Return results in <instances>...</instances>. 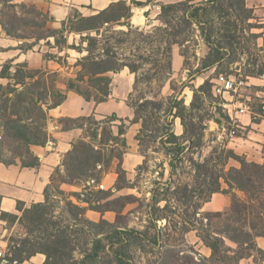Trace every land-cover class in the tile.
Wrapping results in <instances>:
<instances>
[{"label":"trees","instance_id":"1","mask_svg":"<svg viewBox=\"0 0 264 264\" xmlns=\"http://www.w3.org/2000/svg\"><path fill=\"white\" fill-rule=\"evenodd\" d=\"M189 1V0H188ZM151 0L135 1L126 3L123 0L110 3L105 9L94 14L83 15L75 11L71 17L62 21L59 28H51L48 22L50 16L37 8L34 4L27 5L15 0H0V26L6 35L16 40L33 39L31 42L22 41L19 49L25 52L31 49L40 40L53 39L52 46L61 49L67 44L68 34H78L82 40L87 41L86 55L77 61L79 67L76 75L67 80L65 88L73 90L86 100L101 102L109 94L111 78L110 72H116L124 66H128L132 72L136 67L127 65L119 57L113 47L95 46L102 38L104 31L112 28L114 24L130 26V10L132 6H145ZM160 19L169 25L167 19L161 15H169L171 11L180 10L179 27L172 32L173 36H181L179 41L173 39L174 43L182 44L187 40L186 31L195 24L201 32L205 44L209 50L202 59L201 68L216 66L221 60L235 54V44L240 43L243 30L248 26L247 21L252 18V9L246 6L245 0H201L188 4L187 2L160 3ZM21 12L24 15H17ZM247 24V25H246ZM250 26V25H249ZM30 29L25 31L26 28ZM253 37H263L264 34H252ZM25 42L24 45H22ZM45 58V55H44ZM233 62V59H231ZM170 64V61H169ZM48 74V77L46 75ZM264 75V69L259 72ZM55 71H44L28 67L27 63H18L14 71H9L7 65L0 72V77L5 78V84L0 83V162L9 165L17 160L24 167H35L39 164V158L31 150L32 145H44L48 140L46 130L47 110L60 105L66 98V91L59 90L55 84ZM28 79V80H27ZM211 84L205 81L196 89H193L192 100L187 105L182 98L169 96V111L173 118H179L183 128L182 135H177L170 129L172 121L165 123L168 131L163 133L166 144V153L170 159L181 161L179 154L184 147L185 137L191 141L198 137L195 146L201 144V138L205 129L204 121L195 113L211 99ZM148 105L149 116L152 110L163 111L166 116L164 103L160 100L145 99L134 109V117L128 122L142 120V128L146 127V113L143 111ZM218 109V110H217ZM220 113V109L216 107ZM259 114V117L253 115ZM251 119L258 122L264 116L263 105L258 109H251ZM228 121V117L225 118ZM62 129L73 127L84 129L85 122H94L90 117H63L58 120ZM113 121L115 124L114 130ZM107 126L99 129H86V138H77L71 142L70 149L64 154L61 165L55 168L59 181L69 183L87 179L98 180L101 167L98 165L110 163L116 160L117 178L114 188L121 189L126 186L123 167V155L127 147L124 134L126 133V120L117 117L114 113L104 119ZM146 125V126H145ZM162 138V135L160 136ZM96 140V141H95ZM106 145L109 147L105 148ZM109 150V154H106ZM176 156V157H175ZM229 158L238 162L239 166L225 168ZM194 168L201 176L202 189L206 196L202 201H207L213 193L228 194L230 189L240 191L241 196L235 192L230 195L229 208L223 212H207L211 217L224 219V227L216 233H208L201 236L203 242L210 248L211 255L208 258L213 264H238L240 259L250 256L254 252L255 258L264 264V250L259 248L255 242L256 237L264 238V162L257 163L248 161L245 156L236 154L232 149H227L224 159L213 162L211 157H206L203 162L192 161ZM170 164H173L171 161ZM62 171V173H61ZM61 174V175H60ZM53 180L52 176L50 182ZM228 186L222 188V181ZM44 189V201L32 203L23 208L18 202L17 210L20 214L1 211L0 218L5 221L17 220L26 230V237L19 242L9 245L8 249L12 256L10 260L18 262L28 259L37 252L45 255L42 264H134L131 254L133 246H141L143 239L151 245L160 243V230L156 229L152 235L147 230L118 225L101 218L93 221L85 217H79L76 209H68L71 222H62L54 219L52 210L48 206V187ZM56 192L61 193L57 186ZM186 194V191H184ZM111 196V191H96L91 197L82 198L88 204L90 210L103 213L114 211L119 220L120 212L109 206V203H101L100 199ZM115 200V199H114ZM124 205V203H122ZM121 205V206H122ZM165 207V205H164ZM162 208L152 209L151 220L167 219ZM200 207V204H197ZM168 212L174 213L172 210ZM156 222L150 226L153 227ZM148 227V228H150ZM156 228V226H155ZM81 235V239L79 237ZM225 239L233 242L237 250L234 262L225 255L230 248L225 245ZM161 246V245H160ZM171 249H166L158 264H171L174 256ZM170 253V254H169Z\"/></svg>","mask_w":264,"mask_h":264},{"label":"rangeland","instance_id":"2","mask_svg":"<svg viewBox=\"0 0 264 264\" xmlns=\"http://www.w3.org/2000/svg\"><path fill=\"white\" fill-rule=\"evenodd\" d=\"M15 1L31 5L29 0ZM199 1L201 0H158L154 3L151 0V7L147 10L145 6L136 5V11L146 17L145 24L141 26L132 22H130V26L114 24L111 29L104 31L102 38L95 45L113 47L124 63L136 67V71L132 72L128 66H124L120 69L121 71L108 74L111 83L109 94L105 100L114 98L119 104L118 111H112L110 104H103L100 107V113L91 110L85 117L94 119L96 123L85 122L86 125L81 132L82 136L78 138H86V129H99L98 131H100L102 126H107L104 119L113 113L117 117L125 119L127 126L124 137L127 147L123 155V167L126 170V186L121 189L114 188L117 174L116 160H112L109 164L103 163L101 166H97V168L101 167V174L99 179L94 182L87 179L71 184H60L58 174L53 171V180H51L47 191L48 206L52 210L53 218L62 222L73 223L68 211L70 202L72 203L71 209L80 212L78 213L79 217L93 221L104 218L118 225L147 230L149 235L159 229L160 243L158 245H151L146 239H143L141 246L136 245L131 248L134 264H158L166 249H171L170 253L174 256L171 259V264H213V261L208 259L211 250L200 235L218 234L217 231L224 227V219L211 217L206 213L227 210L230 204L229 196L233 192L238 196L241 194L236 189H230L231 192L224 194L223 197V193L212 194L207 201H202V197L206 196V191L201 193L205 186L201 185L202 177L199 176L192 161L203 162L208 156L213 162L220 163L224 159L227 149H233L230 142L237 141L239 136L248 131V127L244 126L248 119L246 114H249V118H251V109L256 110L260 105H263L264 111V84L250 79V77L264 76L259 74L264 69V40L263 37L255 38L252 35L253 33L264 34V11L254 12L252 9V18L247 21L248 26L242 31L243 36L239 40L240 43L235 44V54L221 60L216 66L203 69L201 68L202 59L209 48L198 27L192 24L186 31L187 40L182 44L174 43L173 39L179 41L181 37L173 36L172 32L179 27V17L182 15V11H171L169 15L162 13L161 18L167 19L169 25L161 21L159 14L161 13L160 3L187 2L190 5ZM153 5L156 6L153 7ZM16 14L29 16L21 12H16ZM133 14L130 10V15ZM29 29L27 27L25 31ZM0 32H4L1 26ZM66 36L67 44L61 49L52 46L54 44L52 38L40 40L25 52L18 48L20 43L22 41L29 43L33 39L20 40L15 46L5 48L0 46V72L7 65L9 71L12 72L18 63H24L22 54L25 55L27 52L29 55H31L30 52L42 53L43 58L45 55L44 59H46L47 65H51V68L28 67L50 72L54 71L50 70L53 66L62 68L55 70V84L59 90H65L66 94L68 91H73L66 89L65 85L68 79L76 75L79 69L76 65L77 61L86 55L85 48L88 42L82 40L78 34L71 33ZM24 44L25 42L22 45ZM17 54H20L22 58L16 60ZM33 57L34 55H31V58ZM220 76L231 80L232 88L229 91L217 92L216 89L220 86ZM205 81L211 84L210 102H206L201 109L195 110L205 125L201 144L194 145L197 143V136L193 137L191 141H187V137H185L184 147L179 154L181 161L178 162L177 158L171 160L170 155L166 153V144L163 143L166 137L163 136V133L169 129L166 128L165 123L172 121L173 125L170 126V129L178 135L183 130L181 131L180 126L178 127L175 122L180 120L173 118L170 114L169 96L182 98L186 103H189L192 100L193 89ZM5 82L6 79L0 77V83L5 84ZM145 99L162 101L166 116L162 117L163 111L158 112L154 109L152 116H149L148 113L151 109L149 106L151 105H148L143 110L147 117L145 118L147 128H142L141 119L136 122L137 124H134L128 122L130 119L123 117L122 114L125 113L126 107L134 113L136 106ZM94 103L99 102L94 101ZM71 107H73V102H70L68 108ZM216 107L220 109V113L216 111ZM47 115L46 130L49 140V138L53 139L51 133L58 123V118H52L49 109ZM253 115L259 117L257 112ZM226 117H228V121L225 119ZM112 123H114L113 129L115 130V124L119 122L113 121ZM105 148L109 147L106 145ZM106 154H109V150H106ZM171 161L173 164H170ZM234 162H236L234 159L229 158L225 168L232 166L231 164ZM221 181L222 188L227 189L228 186L223 180ZM99 183L103 184V188L97 186ZM57 186L62 191L59 194L55 190ZM99 190L111 191V196L103 200L100 199V202L109 203V206L121 211L119 220L116 219V212H91L88 210V204L82 201V198L91 197ZM197 204H200L199 208ZM206 205H211L212 208H206ZM162 207L166 209L162 212L165 213L167 219L151 220L152 209ZM167 210H172L174 213ZM153 222L154 224L156 222V228L155 226L150 227ZM3 228L0 241L5 242L6 248L12 244L16 245L20 239L27 236L25 228L17 220L5 221ZM79 237L81 239V235ZM258 239L261 242L259 248L264 250L261 238ZM225 245L230 248L225 252V255L234 262L237 254L233 250L238 249L236 244L225 239ZM255 255L252 252L250 256L244 258L251 257L258 264L262 262L256 259ZM218 264L222 263L218 262Z\"/></svg>","mask_w":264,"mask_h":264},{"label":"crops","instance_id":"3","mask_svg":"<svg viewBox=\"0 0 264 264\" xmlns=\"http://www.w3.org/2000/svg\"><path fill=\"white\" fill-rule=\"evenodd\" d=\"M116 1L118 0H29L31 4H34L37 8H39L43 12H46L50 16L51 20L48 22V26L51 28H59L62 21L67 20L68 17H70L75 11H79L83 15H90L102 9H105L110 3ZM123 1H125L126 3H130L131 0ZM135 1L145 2L146 0ZM157 1L158 0H153L154 3H156ZM245 2L248 8L254 9V12L258 10L264 11V0H245ZM151 4L152 3L149 2L147 5H145L146 10L147 8L151 7ZM155 6L156 5H153V7ZM131 9L134 10V14L136 12H139L136 11L137 8H135V6L131 5ZM139 16L141 17V22L135 25L141 26L146 23V17L144 16V14H140V12ZM131 17L130 22H132ZM18 41L19 40L11 38L10 36L8 37L4 32H0V46L4 48L15 46ZM30 53L31 55H34L33 58H31V55H29V53L27 52V54L25 55L22 54L23 58L20 57V54H17L18 56L16 60L22 58V60L26 62L28 66L39 68L48 67V69L51 68V65H47L46 59L43 58L42 53ZM60 69L62 68L53 66V68L50 70L55 71ZM250 79L256 82H262L264 84V76L250 77ZM70 102H73V107L69 109L68 107L70 106ZM189 103L185 102V104L187 105ZM103 104H110V109L112 111H118L119 104L115 101L114 98H109L103 102L101 101L96 104L94 103V101L86 100L81 95H78L73 91H68L64 101L57 107L49 109V114L52 118L58 119L63 117L76 118L88 115L91 110H96L97 113H100V107ZM133 114L134 113H132L131 109L126 107L125 113H123L122 116L132 120V117H134ZM246 115L248 116V119H246L244 126L248 127V131L245 132V134H243L242 136H239L237 141L230 142L231 148H233L232 150L235 153L245 156L248 161L263 163L264 118H261L258 122H253L252 119L249 118V114ZM175 122L177 123L178 127L180 126L179 128L182 131L183 128L180 124V121L176 120ZM134 124L137 123L134 122ZM82 130L83 129L77 127L64 130L62 129V124L58 121L57 125L54 127L51 133L53 139L49 138V140H47L44 145L31 146V150L39 158V164L35 167H24L18 160L15 163L9 165H5L0 162V213L1 211H4L8 213L20 214V212L17 210L18 202L22 205L23 208H25L29 207L32 203L44 201V189L50 182L53 171L55 170V168L61 165L64 154L70 149L71 142L74 139L82 136ZM231 165L235 167L239 166L238 162H234ZM218 193L220 194V192L213 194ZM223 195L224 194H222V197ZM206 206V208H212L211 205ZM88 210L90 209L88 208ZM90 211L96 212L93 210ZM4 224L5 220H2L0 218V237L2 236L1 231ZM258 238H261L264 245V238L256 237L255 242L258 247L261 245V242ZM44 260L45 255L37 252L28 259H25L21 262L19 261L18 264H42ZM238 264L258 263L253 261L251 257H248L240 259Z\"/></svg>","mask_w":264,"mask_h":264},{"label":"built area","instance_id":"4","mask_svg":"<svg viewBox=\"0 0 264 264\" xmlns=\"http://www.w3.org/2000/svg\"><path fill=\"white\" fill-rule=\"evenodd\" d=\"M132 12H134L133 9H131ZM220 86L217 87V92H227L232 88V82L230 79L225 78L224 76H220ZM231 119L233 120L232 116ZM234 132V131H232ZM92 182H94L93 179H91ZM99 188H103V184L99 183L97 185ZM5 242L0 241V264H18V261L13 259L10 260L12 254L9 252V249L5 247Z\"/></svg>","mask_w":264,"mask_h":264},{"label":"bare ground","instance_id":"5","mask_svg":"<svg viewBox=\"0 0 264 264\" xmlns=\"http://www.w3.org/2000/svg\"><path fill=\"white\" fill-rule=\"evenodd\" d=\"M131 19H132V22H133L134 24H138V23H140V22H141V17L139 16V12H136V13L131 17Z\"/></svg>","mask_w":264,"mask_h":264},{"label":"water","instance_id":"6","mask_svg":"<svg viewBox=\"0 0 264 264\" xmlns=\"http://www.w3.org/2000/svg\"><path fill=\"white\" fill-rule=\"evenodd\" d=\"M96 141V140H95Z\"/></svg>","mask_w":264,"mask_h":264}]
</instances>
